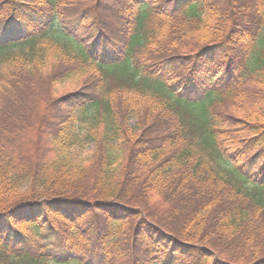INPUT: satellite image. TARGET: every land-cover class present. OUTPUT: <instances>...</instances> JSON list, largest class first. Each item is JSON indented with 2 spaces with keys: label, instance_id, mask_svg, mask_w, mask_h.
I'll return each instance as SVG.
<instances>
[{
  "label": "trees",
  "instance_id": "obj_1",
  "mask_svg": "<svg viewBox=\"0 0 264 264\" xmlns=\"http://www.w3.org/2000/svg\"><path fill=\"white\" fill-rule=\"evenodd\" d=\"M263 32L264 0H0V264H264Z\"/></svg>",
  "mask_w": 264,
  "mask_h": 264
},
{
  "label": "rangeland",
  "instance_id": "obj_2",
  "mask_svg": "<svg viewBox=\"0 0 264 264\" xmlns=\"http://www.w3.org/2000/svg\"><path fill=\"white\" fill-rule=\"evenodd\" d=\"M263 34H264V32H263ZM258 44H259V42H258ZM258 44L254 48L255 52L258 50ZM93 145L94 144L88 142L87 140L81 139L77 145L73 146V148H72L73 153H75L76 156L80 157L85 152L91 150ZM46 233L50 236L51 241H55L53 239L54 238L53 236H51L48 232H46ZM165 238H168V237H165ZM160 244L165 249V255L161 261L162 262L161 264L172 262V261L174 262V261L178 260L179 258H181L182 255H184V253L191 252L190 248L187 247L186 245H180L174 240L173 241L169 240V238L166 240L164 238H162ZM48 253L50 255H57L60 257H63V254H64V252H62V250L59 247H57L56 245Z\"/></svg>",
  "mask_w": 264,
  "mask_h": 264
}]
</instances>
